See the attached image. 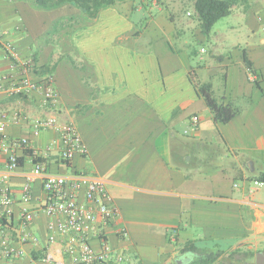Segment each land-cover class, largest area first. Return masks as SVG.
<instances>
[{
  "label": "crops",
  "instance_id": "0c3cea01",
  "mask_svg": "<svg viewBox=\"0 0 264 264\" xmlns=\"http://www.w3.org/2000/svg\"><path fill=\"white\" fill-rule=\"evenodd\" d=\"M189 6L182 15L193 19L181 15V20L157 1L138 6L121 0L90 19L73 4L44 9L37 0H0V79L52 80L61 95L52 111L44 106L41 90L11 96L0 89L6 135L29 139L40 153L35 159L18 151L19 170L0 185L13 200L3 206L0 194V213L11 218L0 228V250L7 237L24 253L8 259L0 252V264H72L65 238L50 242L42 182L32 184L29 203L22 200L38 162L51 173H84L106 182L119 216L104 226L103 238L124 264H198L209 254L237 251L250 254L246 264H256L257 255H264V186L253 185L264 182V0H236L227 28L213 30L208 39L214 47L211 63L197 68L186 41L207 38L194 0ZM133 12L149 13L144 26L142 18L132 21ZM6 43L30 64L12 70ZM211 68L217 85L210 81ZM194 72L202 84H212L219 101L239 108L230 123L214 121L190 79ZM50 116L78 128L86 155L66 164L56 132L33 136V125ZM195 116L199 123L194 125ZM193 159L198 168L192 167ZM7 161L0 151V167ZM26 235L37 242L25 241ZM102 243L95 238L91 246L99 252ZM186 255L190 260L183 262Z\"/></svg>",
  "mask_w": 264,
  "mask_h": 264
},
{
  "label": "built area",
  "instance_id": "2783aa9c",
  "mask_svg": "<svg viewBox=\"0 0 264 264\" xmlns=\"http://www.w3.org/2000/svg\"><path fill=\"white\" fill-rule=\"evenodd\" d=\"M2 33L0 32V42ZM7 55L11 61V69L15 70L18 65L27 67L29 62H22L15 46L11 43L4 44ZM203 53L205 50L202 51ZM0 89L11 96H27L37 91H42L45 107L55 111L61 102V95L52 80L44 84L32 81L28 77L20 79L12 75H5L0 79ZM193 124L199 123L197 116L192 118ZM56 132L62 142L63 149L60 155L62 162L69 164L75 157L86 155L87 149L78 128L72 123H62L55 116L38 120L33 125V136L39 137L44 131ZM6 125L0 122V151L8 155V161L0 167V185L7 184L20 168L18 151H29L35 159L40 153L31 145L27 138L10 139L6 133ZM41 181L45 201L42 210L49 218L50 242L57 241V237H64V248L72 264H124V259L116 254L106 239L103 238V228L111 224L119 216V211L113 202L107 184L102 179L73 173L60 175L49 172L40 162L34 165L32 173L27 177V184L23 188V202L29 203L33 197L32 184ZM255 188L264 186L263 181H254ZM237 187V185H236ZM1 205L10 206L12 198L8 188H0ZM26 222L31 216L24 214ZM11 218L0 213V228L4 221L10 222ZM126 236V233L123 232ZM99 238L103 241L102 248L96 252L91 242ZM33 238L26 235L25 241ZM37 242L36 239H33ZM2 256L8 259L22 258L23 252L10 243L7 237L1 242ZM50 259V258H49ZM54 264H63L54 263Z\"/></svg>",
  "mask_w": 264,
  "mask_h": 264
},
{
  "label": "trees",
  "instance_id": "16d2710c",
  "mask_svg": "<svg viewBox=\"0 0 264 264\" xmlns=\"http://www.w3.org/2000/svg\"><path fill=\"white\" fill-rule=\"evenodd\" d=\"M118 1L121 0H37V5L44 9H52L64 4H73L82 9L88 18L96 19L101 10L116 5ZM235 4L236 0H194V9L200 22L201 32L207 39L211 37L214 26L231 15ZM217 59L221 60L222 58L217 57ZM246 63L252 70V64L247 59ZM190 79L210 109L216 123L228 124L240 113L239 108L233 102L226 104L219 101L214 95L212 84H202L196 72L190 73ZM19 164L21 165L20 160ZM188 247L190 251H198L194 246L189 245ZM249 256V253L242 251L232 252L228 256L224 253H212L198 264H215L216 262L219 264H246Z\"/></svg>",
  "mask_w": 264,
  "mask_h": 264
},
{
  "label": "rangeland",
  "instance_id": "374dc122",
  "mask_svg": "<svg viewBox=\"0 0 264 264\" xmlns=\"http://www.w3.org/2000/svg\"><path fill=\"white\" fill-rule=\"evenodd\" d=\"M148 1H150V0H148ZM151 1H157V3L159 4V6L160 5H162V6H164V7H166V8H168V10H170V13L173 15L174 14V16H175V14L177 15V16H180L181 17V15H182V13H183V11H184V9H189L190 8V6H189V3H190V1L191 0H172V1H170V0H151ZM133 2L134 3H136L138 6H141V5H143V3H144V0H133ZM176 5H179V8H178V10L176 11V13H172L171 12V10L173 11V8L176 6ZM175 12V11H174ZM153 14L156 16V17H159V15H158V13L156 12V10H154V12H153ZM186 14V11L184 12V15ZM143 15V16H142ZM166 15L167 16H169V12L168 13H166ZM171 15V16H172ZM145 16H146V18H148V16H149V13H144V14H141V13H138V12H133V14H132V21H136L137 22V20L139 21V18H142L143 20L142 21H144V22H142V24H140V25H143L144 26V23L146 22V20H148V19H145ZM182 17L183 18H185V20L187 19V20H192L193 19V17H188V16H183L182 15ZM181 17V20H183V18ZM231 20V18H229V17H226V18H224V19H222L221 21H219L217 24H216V26H214V31H216L217 29H219V28H227V26L229 25V23L231 22L230 21ZM194 21H195V19H194ZM141 23V22H140ZM178 28H180V26H178ZM176 31L177 32H179L180 31V29H176ZM176 32V33H177ZM212 33H213V31H212ZM186 35H191V34H186ZM212 35V34H211ZM186 37V36H185ZM184 36H183V34L180 36V38H178V40L180 41V42H182V40H183V38H185ZM180 42H178V43H180ZM186 42H188V44H187V46H188V49H189V51H190V53L192 54V58H193V60H194V63H193V65H194V67H198V66H205L206 64L208 65L209 63H211V61H212V57H213V50H214V47H213V44H212V42L210 41V40H208V39H205V41H204V43L203 42H199V41H197V40H194L193 39V37L192 36H190L189 38H187V41ZM179 45V44H178ZM202 48H204V49H206L207 50V53L206 54H202L201 53V49ZM193 53H194V55H193ZM229 53V52H228ZM230 54H228L227 56H229ZM211 70H212V72H211V75H212V77H213V80H210L211 81V83L213 82V81H216V82H214L213 84H218V82L219 81H217L215 78H214V75H215V70L216 69H213V68H211ZM206 72H208V70L206 71ZM206 72H202L203 74L202 75H206L207 73ZM221 77V75H219V78ZM176 130L178 131V132H180L181 134H183V132H182V128H180L179 129V127H177L176 128ZM188 132L191 134L192 133V131L189 129L188 130ZM191 135H189V137H190ZM188 137V136H187ZM192 167L193 168H198L199 167V163L198 162H196V159H193V163H192ZM201 168H204L202 165H201ZM190 260V256L189 255H186L185 257H183L182 258V261L183 262H188Z\"/></svg>",
  "mask_w": 264,
  "mask_h": 264
},
{
  "label": "water",
  "instance_id": "95a60500",
  "mask_svg": "<svg viewBox=\"0 0 264 264\" xmlns=\"http://www.w3.org/2000/svg\"><path fill=\"white\" fill-rule=\"evenodd\" d=\"M256 264H264V255L262 253L257 255Z\"/></svg>",
  "mask_w": 264,
  "mask_h": 264
}]
</instances>
